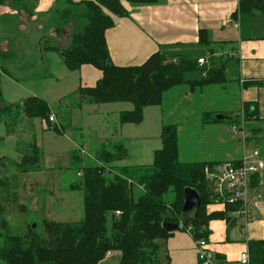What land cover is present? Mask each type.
I'll use <instances>...</instances> for the list:
<instances>
[{"label": "trees", "instance_id": "16d2710c", "mask_svg": "<svg viewBox=\"0 0 264 264\" xmlns=\"http://www.w3.org/2000/svg\"><path fill=\"white\" fill-rule=\"evenodd\" d=\"M21 1L0 0V6L13 2L19 4L20 8L23 6ZM63 2L65 8L53 11L58 20L67 27L74 17H78L85 24L79 31L71 33L66 47L44 43L42 51L59 55L62 65L69 72L79 71L83 66L99 71L101 77L93 87L78 86L71 94L77 95L82 103L89 105L130 104V110L118 115L121 126L140 125L144 122V110L160 106L164 94L175 87L185 85L191 94L208 86H222L226 83L224 70L231 58L226 52L218 56L219 44L210 42L203 30H199L197 36L198 44L208 48L207 65H198V59L182 54L166 56L161 52L151 54L140 65L113 64L105 32L114 27V18L130 16L124 3L134 8L155 5L158 0ZM258 5L264 14V0H239L231 18L235 20L242 14H251ZM65 28H54V38H61ZM9 53L0 52V57H8ZM193 71L199 72V78L185 80V74ZM248 85L255 86L254 83ZM67 97L60 98L59 103ZM12 110H17L16 115L7 116ZM76 110H82L81 106ZM241 110L246 123L257 122L260 126L248 130L249 134L250 131L253 134L248 140L255 141L256 146L264 147V119L258 117L256 107L251 103H243ZM19 115L29 121L39 119L48 131H53L57 136L67 132L71 124L64 128L50 105L36 96L0 108V125L9 128ZM50 117L55 119L50 122ZM200 119L203 125L224 121V118H213L210 113H204ZM228 121L238 122L233 118ZM159 138L160 149L153 151L152 160L147 166L115 165L128 157L127 149L117 144L111 148L100 146L95 152V163L82 165V158L77 151L83 149L81 146L75 148L71 152L70 167L67 170H73L81 177V181L70 184L69 189L82 195V217L76 222H57L44 216V235H37L30 226L23 236L0 232L2 264H99L108 251L120 254L118 264H160L158 241L167 240L174 232H186L197 241L209 236L208 224L211 221L224 220L229 227L233 226L235 219L231 213L237 209V205L227 204L222 211L212 209L214 197L211 183L204 172L205 169L209 173L214 172L221 163H182L179 160L176 124L162 125ZM4 160L5 157H0L1 172ZM42 162V151L33 138L13 167L17 174L38 173L42 171ZM258 178L259 174L252 177L251 187L257 186ZM189 189L197 193L200 203L190 213H184L182 206L185 191ZM11 195L4 199L0 196V216L5 211L4 200L10 202ZM14 201L12 203L18 209L24 208L17 204V195ZM7 225L6 221L1 222L3 228ZM173 226L180 228L175 231L167 229ZM248 253L250 264H264V239L249 241Z\"/></svg>", "mask_w": 264, "mask_h": 264}, {"label": "crops", "instance_id": "0c3cea01", "mask_svg": "<svg viewBox=\"0 0 264 264\" xmlns=\"http://www.w3.org/2000/svg\"><path fill=\"white\" fill-rule=\"evenodd\" d=\"M238 2L239 0H158L155 5L134 8L124 3V7L130 12V16L114 18V27L105 32L110 58L113 64L117 66L140 65L155 52H161L166 56L182 54L193 59H206L209 52L205 45L198 44L197 35L199 30L206 32L207 39L210 42L216 44L229 43L227 49L225 48L224 51L217 53L218 56H221L226 52L231 58L225 66L226 83L224 85L208 86L191 94L187 92V86H178L164 94L160 106L149 107L144 110V122L138 125H143L144 129H141L139 138L144 143L145 138L155 140L154 146L151 148V159L153 151L160 149L161 146L159 134L162 125L176 124L178 127L179 160L182 163L208 161L222 164L238 161L242 155V146L238 138L230 132L231 125L234 123L227 122V125L224 121H214V123L203 125L200 118L204 113H210L213 118L219 116L217 119H220L221 115H233L232 118L236 120L242 104L251 103L256 107L258 117L264 119V14L258 5L251 14L237 16L233 20V24L229 23L228 20L232 19L231 15L236 11ZM20 3L23 5L20 10H14L15 12L8 10L7 12L17 14V16L20 15L19 17H24L25 21L42 15L46 20L49 17V22L52 24L51 18L55 16L52 7L56 4V0H22ZM3 9L4 6H0V13L3 12ZM50 36H54L53 29L50 30ZM4 51L6 50H1V52ZM51 54L54 55L51 60L56 62L58 55L56 53ZM75 73H77V77L73 80L71 74ZM48 75L50 77L47 80H54L55 77L51 71L48 72ZM100 77L101 73L99 71L90 66H83L79 71L71 72L65 78L74 81H70V86H68V91L71 93L78 86L93 87ZM248 83H254L255 86L248 85ZM64 96L66 94H59L57 100L62 99ZM118 105H100V108L104 110V113H101L103 116L101 118H91L93 122H90L89 125L98 126L101 133L100 141H108L106 132L110 135V138H114L116 136H113V131H119L123 143L127 145L128 133H122L121 129L135 125L126 124L121 126L117 122L119 113L128 111L131 107L119 109L116 107ZM78 112L74 113L70 128L67 132L65 131L63 136L69 133L70 130H74L76 123V127H80L82 131L87 128L79 123V116L76 114ZM147 114L150 115L149 120L146 122ZM91 115L92 113H88L87 116L90 117ZM20 119L23 124H28L29 120L23 116L19 115L16 120L20 121ZM95 120L100 121L96 123ZM30 121L33 125L36 122L39 123V133L46 126L39 119ZM192 121H196L197 126H199L197 130L190 127ZM249 124L253 127L248 130L260 127L257 122L247 123V125ZM46 131L48 130L46 129ZM192 133L198 135L200 140L204 138L203 135H211L212 140L208 139L202 140L198 144L194 143L191 152L190 137L193 135ZM251 136L253 134L250 131V139ZM248 139L245 144L248 151L253 148H261L254 145L255 141ZM102 144L103 142L100 143V146ZM37 146L42 148L40 142ZM125 148L127 151L129 150V146H125ZM2 157H5V160L9 159L7 156ZM13 162L16 161L13 160ZM125 165H128L127 161ZM136 165L143 166L141 162ZM33 174H21L18 178L24 185L23 178H27V175L33 176ZM38 174H41V172H38ZM22 188L24 191L30 190L31 186ZM263 191L264 168L259 174L257 186L251 187L249 192L250 195H258L259 199L251 209L245 232L241 230L244 222L239 218L235 220L231 227L224 220L219 219L208 224L209 250L215 259V264H239L238 256L248 250V242L264 239ZM21 204L20 202L19 205ZM212 209H216V211L223 210L220 207ZM158 247L160 264H199L195 240L186 232H174L167 240L158 241ZM114 257L120 258V254L111 252L109 259L105 258L99 264H118L117 262L120 261L115 260Z\"/></svg>", "mask_w": 264, "mask_h": 264}, {"label": "rangeland", "instance_id": "374dc122", "mask_svg": "<svg viewBox=\"0 0 264 264\" xmlns=\"http://www.w3.org/2000/svg\"><path fill=\"white\" fill-rule=\"evenodd\" d=\"M3 6V12L0 13V52L1 50H6L10 53L8 57H0V108L5 104L12 105L14 103H20L27 97L36 96L44 98L49 103L52 112L64 128L70 124L74 113L78 111L76 109L81 106L82 110L76 114L79 116L78 121L81 123V126L87 127L82 131L80 127H76V123L74 130H70L69 133H66L65 136L63 134L61 137L57 136L53 131H46L45 127L39 133L38 122L34 125L31 121H28V124H23L20 119V121H12L9 128L0 125V157L7 156L9 158L4 160L5 164L1 167L2 172L0 171V179L3 182L0 185V196L3 199L7 196L9 198L10 193H12L10 202L7 199L4 200L5 211L0 216V232L2 234L23 236L27 227L30 226L37 235H44L42 227V218L44 216L49 220L57 222H76L82 217V195L79 192H71L69 189V185L79 183L81 177L75 171L67 170L70 167L71 152L75 148L81 146L83 149V151H77V153L79 152L78 155L82 158V165H91L95 163V152L99 149L101 142L107 148H111L114 144L122 145L123 147L129 146L128 152L130 156L127 160L117 162L115 165L124 166L127 161L128 165H136L141 162L147 166L150 165V160H152L150 154L155 140L145 138L144 143L139 138L141 129H144L142 125L121 129L122 133H128L127 145L123 143L122 135L119 131H113V136H116L114 138H110V135L106 132L108 141H100L99 137L101 133L98 126H92L89 123L93 122L91 118H101L103 116L101 113H104V110L100 108V105L84 104L78 99L77 95L71 94L68 91V86H70V81L74 82L73 80L77 77V73L71 74L73 80H68L65 77L70 75L71 72L64 68L59 55L57 56L58 59L55 60L56 62H53L51 58L54 55L50 52L44 53L42 51V45L44 43H48L51 46L58 44L61 48L66 47L69 44L68 37L73 31H79L82 25L85 24L84 21L78 17H74L67 27L58 20L57 15L51 18L52 24L49 22V17L46 20L42 15L35 19L29 18L28 21H25L24 17L7 12L8 10L15 12L19 8V4L9 2V4ZM65 7L66 5L63 0H58L52 7V12L60 11ZM231 20L233 21V19ZM56 27L60 29L66 27L61 38L60 36L55 38L54 36H50V30ZM220 44L217 48L221 52L225 48L227 49L229 43ZM49 71L59 80L55 78L54 80H47L50 77L48 75ZM197 77H199V72L193 71L185 74L184 78L188 80ZM61 93L66 94L68 97L59 103L60 99L57 100L59 98L57 96ZM116 107L123 109L124 107H131V105L122 103ZM16 113L17 110H12L7 116L11 114L16 115ZM88 113H92V115L88 117ZM149 115H146V122L149 120ZM111 117L113 118L112 115ZM220 117H223L224 122L227 123L234 116L221 115ZM214 118H219V116H215ZM239 119L240 117L238 116L237 121ZM99 121L95 120L96 123ZM190 127L193 130H197L199 126H197L196 121H192ZM245 127L248 130L253 126L251 124H245ZM192 134L190 137L191 152L194 143L198 144L202 140H212L211 135H203L204 138L200 140L198 135H195V133ZM33 138L37 145L39 142L41 144L43 168L41 174L34 173L33 176L27 175V178L24 177L23 185L18 178L21 174H17L16 168L13 167V160L16 162L19 161L25 146ZM258 147H261L259 150L261 158L264 161V147ZM28 186H31V189L24 191L22 187L26 188ZM15 195L18 197L17 204L20 202L23 204L21 206L24 208L21 210L12 203V201L15 202ZM2 221H6L8 224L5 228L1 226ZM119 259L117 257L115 258L117 261ZM0 264H2L1 261Z\"/></svg>", "mask_w": 264, "mask_h": 264}, {"label": "built area", "instance_id": "2783aa9c", "mask_svg": "<svg viewBox=\"0 0 264 264\" xmlns=\"http://www.w3.org/2000/svg\"><path fill=\"white\" fill-rule=\"evenodd\" d=\"M229 23L233 21L228 20ZM198 65H207L206 59H198ZM242 108V106H241ZM240 117L237 123L231 125V133L238 138L242 146V155L238 161L222 163L216 167L215 171L209 173L205 169V175L211 183V191L214 197V207H220L223 210L227 204L237 205V209L231 213L234 219H241L244 222L241 230L245 232L246 225L249 223L251 209L259 199L258 195H250L251 179L254 175L260 174L264 168V161L258 148L247 150L246 141L250 136L245 127L242 110L238 113ZM54 119L50 117L49 121ZM209 238L195 241L197 258L199 264H215V259L209 250ZM111 252L108 251L105 258H109ZM239 264H250L248 250L238 256Z\"/></svg>", "mask_w": 264, "mask_h": 264}, {"label": "water", "instance_id": "95a60500", "mask_svg": "<svg viewBox=\"0 0 264 264\" xmlns=\"http://www.w3.org/2000/svg\"><path fill=\"white\" fill-rule=\"evenodd\" d=\"M223 118V117H220ZM199 198L196 192L192 190H186L185 191V198L182 206V212L184 213H190L194 208H197L199 206ZM179 226H173V227H167L169 230H178Z\"/></svg>", "mask_w": 264, "mask_h": 264}]
</instances>
